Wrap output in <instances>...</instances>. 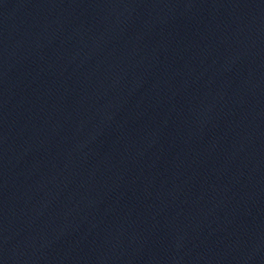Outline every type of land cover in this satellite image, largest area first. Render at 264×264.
<instances>
[{"label":"water","instance_id":"1","mask_svg":"<svg viewBox=\"0 0 264 264\" xmlns=\"http://www.w3.org/2000/svg\"><path fill=\"white\" fill-rule=\"evenodd\" d=\"M0 264H264V0H0Z\"/></svg>","mask_w":264,"mask_h":264}]
</instances>
